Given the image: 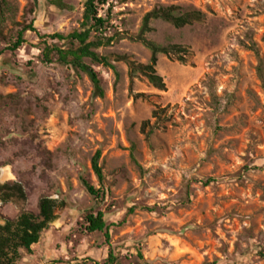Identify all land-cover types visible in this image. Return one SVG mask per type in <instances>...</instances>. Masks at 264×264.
<instances>
[{"label": "rangeland", "instance_id": "obj_1", "mask_svg": "<svg viewBox=\"0 0 264 264\" xmlns=\"http://www.w3.org/2000/svg\"><path fill=\"white\" fill-rule=\"evenodd\" d=\"M86 2L0 0V185L26 195L2 213L37 214L48 196L65 205L18 264H108L111 255L115 264H264V0H108L109 23L90 42L117 38L94 50L115 69L84 60L103 97L56 55L44 62L47 48H71L51 37L81 31ZM158 6L205 15L181 29L151 22L148 40L190 52L187 63L158 56L165 92L132 81L120 59L150 63L130 37ZM83 180L105 196L91 197ZM99 212L108 229L89 233L85 218Z\"/></svg>", "mask_w": 264, "mask_h": 264}, {"label": "trees", "instance_id": "obj_2", "mask_svg": "<svg viewBox=\"0 0 264 264\" xmlns=\"http://www.w3.org/2000/svg\"><path fill=\"white\" fill-rule=\"evenodd\" d=\"M109 6L108 0H87L83 15V28L81 31H74L67 36L63 34H55L51 38L60 42L68 41L71 45L69 50H63L57 47L53 49L47 48L44 54V62L53 63V56L58 57V62L63 65L72 66L73 68L85 73L93 83L95 95L104 96L102 81L98 74L90 66L85 64V59H90L93 63L103 65L106 68L115 69L108 58L99 56L94 50L111 45L117 38L107 40H98L90 42L93 31H101L105 29L111 18V6L106 11L107 16L100 15V11ZM163 21L171 24L177 29L191 26L196 23H203L205 15L199 11H184L178 6H158L149 12L144 20L139 34L130 37L134 42L143 44L151 51L152 57L148 65L137 64L125 60L129 66L130 78L132 81L139 78H145L155 89L165 92L167 90L164 79L160 77L156 71L158 56L163 54L170 58H175L181 63H187L190 52L179 45H170L162 47L147 39V35L152 32V21ZM32 26L24 28L18 32L17 38L12 45L11 52H16L26 44L24 34L27 31H34ZM118 35L117 37H119ZM121 37V36H120ZM254 52H257L254 44L249 46ZM258 76L264 87V67L261 64L258 67ZM144 94H137L136 98H144ZM157 118V112H154ZM159 117V116H158ZM101 153L97 152L92 160V167L100 184H103L104 175L100 165ZM213 180L206 182V185L212 183ZM83 186L87 193L96 200L105 196L101 189H97L91 183L83 180ZM15 196L26 198L24 189L17 185H0V264H18L22 259V251L28 254L32 253L33 246L39 244L42 234L47 231L50 226L58 220V213L65 207L63 203L52 198L43 197L39 202V212H24L16 219H10L3 215L2 208L11 202ZM87 231L89 233H104L108 226L103 213L89 214L85 218ZM115 258L111 255L108 264H115Z\"/></svg>", "mask_w": 264, "mask_h": 264}, {"label": "flooded vegetation", "instance_id": "obj_3", "mask_svg": "<svg viewBox=\"0 0 264 264\" xmlns=\"http://www.w3.org/2000/svg\"><path fill=\"white\" fill-rule=\"evenodd\" d=\"M23 213H24V212H23ZM23 213H21V214H23ZM21 214H20V215H21ZM20 215H19V216H20ZM19 216H18V217H19Z\"/></svg>", "mask_w": 264, "mask_h": 264}]
</instances>
